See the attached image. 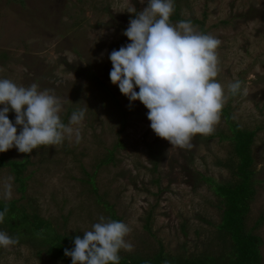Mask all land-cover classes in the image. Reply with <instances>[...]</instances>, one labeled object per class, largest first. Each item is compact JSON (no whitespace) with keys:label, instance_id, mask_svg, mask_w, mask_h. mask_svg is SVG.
Wrapping results in <instances>:
<instances>
[{"label":"rangeland","instance_id":"obj_1","mask_svg":"<svg viewBox=\"0 0 264 264\" xmlns=\"http://www.w3.org/2000/svg\"><path fill=\"white\" fill-rule=\"evenodd\" d=\"M147 2L0 0V79L50 90L61 98L66 125L73 111L89 109L82 123L73 125L81 130L79 142L73 136L30 154L15 148L0 153L4 163L27 161L23 193L9 168L0 166V202H15L60 237L83 238L100 216L123 221L132 229L127 240L133 248L121 250L120 257L151 259L161 248L167 259L211 258L224 264L229 239L218 231L222 206L207 180L236 182L237 160L233 143L224 139L232 136L225 118L221 115L213 134L195 136L191 149L172 146L151 130L148 110L130 102L109 78V55L130 43L123 32ZM174 4L181 21L190 20L221 41L217 79L228 97L224 107L238 128L256 133L251 152L255 197L246 227L261 239L264 264V0ZM235 80L242 89L233 96L227 85ZM113 99L125 112L124 125ZM8 119L15 123V113L9 111ZM109 153L113 162L107 164ZM6 183L12 185L10 199L4 198ZM0 231L9 235L7 228ZM47 250L38 240L24 238L0 247V264H72L50 257Z\"/></svg>","mask_w":264,"mask_h":264},{"label":"clouds","instance_id":"obj_2","mask_svg":"<svg viewBox=\"0 0 264 264\" xmlns=\"http://www.w3.org/2000/svg\"><path fill=\"white\" fill-rule=\"evenodd\" d=\"M174 12V0H148L142 11L135 12L123 32L130 43L109 55V78L130 102L139 101L148 110L147 119L157 137L191 149L195 136L214 133L228 97L217 79L221 41L200 32L190 20L171 23ZM227 89L235 96L242 82L235 80ZM0 105V153L15 148L30 154L73 136L79 142L81 130L73 125H80L89 110L73 111L66 125L60 116L61 98L50 90H39L35 83L25 87L9 79H0ZM9 111L15 113V123L8 119ZM11 190L12 185L6 183L5 199L11 198ZM7 212V207L0 211V223ZM131 231L123 221L100 216L64 255L72 264H120V251L133 248L127 240ZM18 243V238L0 231V247Z\"/></svg>","mask_w":264,"mask_h":264},{"label":"trees","instance_id":"obj_3","mask_svg":"<svg viewBox=\"0 0 264 264\" xmlns=\"http://www.w3.org/2000/svg\"><path fill=\"white\" fill-rule=\"evenodd\" d=\"M170 21H181L176 11L170 17ZM204 33V32H202ZM95 79V78H94ZM115 107L122 114L121 122L124 125L125 112L119 107L118 101L113 99ZM229 125L231 137H224L233 143V154L236 163L234 177L236 182L233 185H215L207 180L214 195L220 200L222 206L221 223L218 231L229 239V253L226 255L227 261L224 264H262L261 247L262 242L259 237L253 234V230H247L246 220L250 212V205L255 197V167L252 156V147L256 138L255 132H249L238 128L230 121L229 108L224 107L221 114ZM64 122V121H63ZM65 123V122H64ZM44 147V146H41ZM113 162L112 154H108L105 162ZM9 168L18 183V191H25L23 172L26 169L27 161H8L0 157V166ZM87 176V174L85 173ZM24 179V180H23ZM89 186L94 187L92 179H89ZM7 207L8 212L1 227L7 228L9 235L22 241H35L48 247L47 254L52 258H59L67 263H72L71 258L64 255V250H71L74 247V239L77 236L60 237L50 228V224L38 218L36 215H28L16 207L15 202H0V211ZM109 208V207H108ZM260 224H256L258 227ZM159 253L151 259L135 257H121L120 264H218L215 260L193 259H167Z\"/></svg>","mask_w":264,"mask_h":264}]
</instances>
